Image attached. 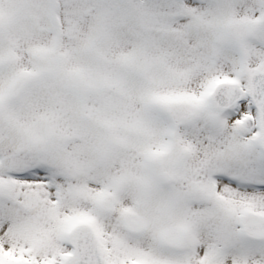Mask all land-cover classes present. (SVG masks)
Wrapping results in <instances>:
<instances>
[{
	"label": "snow or ice",
	"instance_id": "1",
	"mask_svg": "<svg viewBox=\"0 0 264 264\" xmlns=\"http://www.w3.org/2000/svg\"><path fill=\"white\" fill-rule=\"evenodd\" d=\"M0 264H264V0H0Z\"/></svg>",
	"mask_w": 264,
	"mask_h": 264
}]
</instances>
